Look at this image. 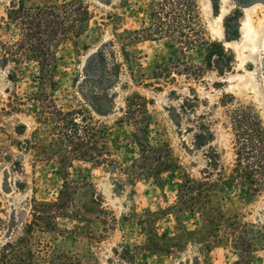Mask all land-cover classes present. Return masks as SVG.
<instances>
[{
  "label": "rangeland",
  "instance_id": "obj_1",
  "mask_svg": "<svg viewBox=\"0 0 264 264\" xmlns=\"http://www.w3.org/2000/svg\"><path fill=\"white\" fill-rule=\"evenodd\" d=\"M63 0H23L26 7ZM91 13L78 38L59 42L44 82L33 61L4 60L0 49V247L14 242L32 220L33 200L57 226L34 227V264H264V191L248 196L226 181L234 162V136L221 99L231 93L254 104L264 122V0H200L212 39L232 51L231 70L214 60L199 80H156L154 71L173 57L168 39H134L148 21L147 0H83ZM19 0H0V44L15 41L19 25L7 10ZM239 9L238 36L227 40L225 16ZM1 46V45H0ZM202 48L187 61L203 64ZM63 111L88 110L109 131V162L47 160L16 148L38 126L41 89ZM148 99L145 142L167 143L181 167L160 182L135 175L139 157L126 99ZM202 124L207 126L204 128ZM184 174L216 181L212 198L188 210L178 202ZM210 213L209 221L205 212ZM218 215V216H217ZM49 217V218H48ZM41 225V224H39ZM239 229L238 240L228 234ZM235 241L244 243L235 247Z\"/></svg>",
  "mask_w": 264,
  "mask_h": 264
},
{
  "label": "trees",
  "instance_id": "obj_2",
  "mask_svg": "<svg viewBox=\"0 0 264 264\" xmlns=\"http://www.w3.org/2000/svg\"><path fill=\"white\" fill-rule=\"evenodd\" d=\"M148 21L134 39L160 40L173 42V57L167 63H160L155 68L154 78L165 82L183 76L186 80H199L205 71L210 70L214 60L219 61L225 70H231L234 55L226 49L220 40L212 39L201 13L200 0H147ZM241 15L239 9L225 16L224 34L227 40L235 39L239 32L235 21ZM7 17L19 25L20 35L13 41L0 44L2 58L14 63L33 61L37 65V78L48 80L49 71L56 60V48L59 42L78 38L86 30L91 13L83 0L52 1L45 5L26 7L19 0L17 7L7 10ZM202 48L203 64L187 61L191 49ZM41 105L36 111L38 126L29 138L18 142L16 148L33 152L36 158L47 160H83L104 165L112 164L108 147L109 131L107 125L95 118L88 110L77 108L63 111L54 105L45 86L41 89ZM148 99L137 92L126 99L125 115L135 127V140L139 146V157L133 161L135 175H147L160 182L161 175L176 171L181 167L179 160L172 153L167 143L153 145L145 142L143 136L149 133L151 115L148 111ZM221 105L227 107L225 113L232 127L234 136V162L226 181L242 184L248 196H255L264 191V122L254 104H244L231 93H224ZM207 129L205 124H202ZM209 130V129H207ZM216 181L203 175L194 178L184 174L178 184V202L188 210L203 207V201H210L211 187ZM56 203H41L33 200L32 220L26 224L24 233L14 242H6L0 247V264H34L35 253L31 249V233L34 227L55 229V218L50 215V222L42 217V207ZM201 213L205 212L202 209ZM206 213V212H205ZM213 221L210 213H206ZM218 216V215H217ZM49 218V217H48ZM41 224V225H39ZM239 229L232 228L238 240ZM244 243L235 241L236 248Z\"/></svg>",
  "mask_w": 264,
  "mask_h": 264
}]
</instances>
